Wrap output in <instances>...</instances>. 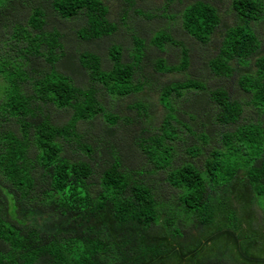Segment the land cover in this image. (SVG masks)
<instances>
[{
  "label": "trees",
  "instance_id": "obj_1",
  "mask_svg": "<svg viewBox=\"0 0 264 264\" xmlns=\"http://www.w3.org/2000/svg\"><path fill=\"white\" fill-rule=\"evenodd\" d=\"M220 2L144 16L154 48L180 45L154 69L185 72L157 123L139 100L115 112L147 84L145 39L131 60L90 48L135 0L119 22L103 0H0V264H264V0H231L230 23ZM176 17L222 39L194 58L159 22Z\"/></svg>",
  "mask_w": 264,
  "mask_h": 264
},
{
  "label": "rangeland",
  "instance_id": "obj_2",
  "mask_svg": "<svg viewBox=\"0 0 264 264\" xmlns=\"http://www.w3.org/2000/svg\"><path fill=\"white\" fill-rule=\"evenodd\" d=\"M103 1L107 4L109 8V18L115 22H119V15L123 13V7L121 8L123 0ZM167 1L170 4H168ZM193 1L195 0H182V2H180L179 0H135L134 5H131L130 3L125 5L128 17L126 20H124V22H121L122 25H120L121 29L119 33H115L112 36L103 38L102 40L93 43L90 46V48L99 52L103 59H105L107 45L112 42L119 43L124 49V57L128 60H131L135 58V54L137 52V40H135L132 35L136 34L137 37L145 39V56L141 60H139L141 66L139 78H141L142 82L144 83L146 81L147 84L146 86H144L141 92L128 98H124L121 102H119V104L115 108L116 113L121 116L135 115L134 110L128 111L127 109H123L124 106H121L119 108V105L123 103L126 105L132 101L139 100L143 103L144 106L148 107V109L150 108L152 116L155 118V122L158 123L159 121H161V118L164 117L165 110L161 104L162 99L161 97L159 98V90L156 89L163 85L165 82L171 81L173 78H180L182 76L184 77L185 74L183 73L185 72L177 71L173 73H159L154 69V61L157 58H163L168 64H174L177 61L174 52L179 50L178 48H180V45L179 47L171 46L173 48H170L167 52H159L157 48H154L151 44V39L153 38V33L157 30V28H154V25H156L157 23L154 20H146L144 16L147 14V11H151L154 14H160V9L163 8V6L166 4L169 5V9L166 11L167 13H181L183 8ZM220 1L221 2L219 8V15L222 20H224L226 23H230L232 21L231 0ZM123 18L121 17V21ZM159 22L161 23V25H163V27L168 26V31L170 35L174 38V40L185 44L189 49H191V54H193L194 58L197 56V54L203 55L207 50H211L212 48H214L218 44V41L222 39L221 35L224 34V30L222 28H218L212 35V41L207 43L206 45H202L184 32L179 17H176L174 20L168 22L165 19L159 20ZM82 47L86 48L85 45H82ZM123 49H120V52ZM197 66L199 68V71L202 72L204 69L205 72V68L200 67L201 65L199 63H197ZM195 68L197 67H191L190 69H188V71L193 74ZM193 76L195 75L193 74ZM78 77V80H81L82 82L81 85H87L86 78H81V76ZM121 108L122 111L119 110Z\"/></svg>",
  "mask_w": 264,
  "mask_h": 264
}]
</instances>
